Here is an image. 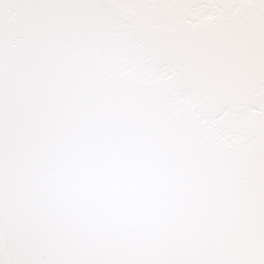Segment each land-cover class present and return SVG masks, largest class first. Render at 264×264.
Listing matches in <instances>:
<instances>
[{
    "label": "snow or ice",
    "instance_id": "1",
    "mask_svg": "<svg viewBox=\"0 0 264 264\" xmlns=\"http://www.w3.org/2000/svg\"><path fill=\"white\" fill-rule=\"evenodd\" d=\"M0 264H264V0H0Z\"/></svg>",
    "mask_w": 264,
    "mask_h": 264
}]
</instances>
